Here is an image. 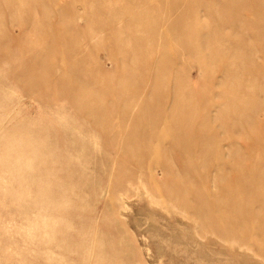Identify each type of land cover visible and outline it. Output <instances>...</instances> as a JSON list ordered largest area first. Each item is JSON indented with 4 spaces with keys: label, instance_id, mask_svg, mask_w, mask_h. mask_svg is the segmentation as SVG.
I'll return each instance as SVG.
<instances>
[{
    "label": "rangeland",
    "instance_id": "rangeland-1",
    "mask_svg": "<svg viewBox=\"0 0 264 264\" xmlns=\"http://www.w3.org/2000/svg\"><path fill=\"white\" fill-rule=\"evenodd\" d=\"M119 1L0 0V264H264V0H195L200 12L222 14L163 33L174 53L191 30H219L224 45L242 49L213 72L198 64L212 60H182L196 120L167 133L150 92L136 85L153 78L154 60L118 56L114 34L100 32L104 3ZM172 5L150 13H186ZM226 69L234 74L224 78ZM72 79L80 85L68 87ZM226 96L260 113L236 110ZM115 108L122 116L107 112ZM202 111L212 125L199 121ZM212 128L217 139L205 147L198 139ZM167 138L171 148L158 147ZM175 177L185 182L181 194Z\"/></svg>",
    "mask_w": 264,
    "mask_h": 264
},
{
    "label": "bare ground",
    "instance_id": "bare-ground-1",
    "mask_svg": "<svg viewBox=\"0 0 264 264\" xmlns=\"http://www.w3.org/2000/svg\"><path fill=\"white\" fill-rule=\"evenodd\" d=\"M218 1H221V0H218ZM170 2H171V4H174V5L168 6L169 12L181 13L185 10L186 13L180 17L179 16L174 17L173 15L161 16L158 13H156V14L150 13V10L153 9V7H155L156 5L161 4V3L168 5V4H170ZM245 5H246V3H245ZM103 6L106 8V10L104 13H102L101 16H104V18L106 16V18H105V23H103L102 27L100 28V32H101V30L102 31L106 30V32L114 34V36L117 40V44H118L117 55L121 56L122 58H126V57L131 58V57L142 56L145 59L152 58L154 60L152 66L148 69V73H147L149 76H151L153 78L148 79V80H146V79L141 80L136 85L139 86L140 91L146 90V91L150 92V96H149L150 100L148 102V105L152 106L151 108L154 110V112L156 114L160 113V114L164 115V117L166 119L167 128H166V130L163 129V133H167V131H170L168 129L170 126L173 127V126L178 125V124H183L184 126H188L192 122H194L196 120V115H195L196 113L194 111L195 105L191 104V102H190L192 95L190 93L188 94V91H183L186 89V87H185V89H183V85L185 83V80L183 78H181L182 76H180V74L183 72L182 70L184 68V67L182 68V66H181L182 60L187 59L188 56L194 57L199 61L201 60L200 62H202L204 60L206 61L207 59L212 60L211 63L207 64V65L201 64L199 62H198V64L200 65L199 66L200 72L202 70H206V68H207V70L213 72L211 67H213V65L216 61H221V60L230 59V58H236L241 54L242 49H240L236 44H233L231 41L230 42L232 45H230V47L224 45V41H226V40L223 39V36L218 37L219 34L217 32H219V30L217 32H215V31H206L203 33L198 32V34L196 33L197 31L191 30V31L187 32V34L189 36V42H190L189 45L186 44V48L182 49L181 52L177 51L178 53H174L171 51V49H173L171 46V43L166 39V37L164 36L163 33L167 34L166 31L172 30L173 33L180 34L182 31L179 32L173 26L178 25V26H182L183 28L186 29V28H188L189 24H195V23L200 24V22H201L200 20L202 18L201 16H205V15L208 16L209 12L213 11V10H211L212 8L211 7L210 8L205 7V9H203V11L200 12V10H199L200 6L197 4V2L195 0H160V1L159 0H120L119 4L117 6H113L108 2H105ZM216 6H222V5L216 4ZM251 8L253 9V6L248 4L245 8L242 7V10L248 11ZM215 9H219V8L216 7ZM213 12H215L214 15L210 14V17L212 19L215 16L220 17V15L222 14L221 13L222 11H220V10H218L217 12L216 11H213ZM104 18H102V19H104ZM227 19H228V21L231 22V20L233 18H230V16H229V17H227ZM172 23H173V25H172ZM233 23H240V19H238L237 21L233 20ZM192 34L196 35L197 37L193 38ZM148 45L153 47V49L151 51H149V54H145V50H143V49L146 48ZM248 56L251 58L254 57L251 55H248ZM126 61H128V59ZM184 63L187 64L186 62H184ZM70 66L72 67V65H70ZM127 67H126V69L128 70ZM129 68H130V66H129ZM214 69H215V67H214ZM130 70L133 71L131 68H130ZM130 70H128V72H126V70H125V72H126L125 76L128 79H131L129 77H130V75L132 76V74H133V72H132V74H130ZM161 70H162V75L160 77V73H161L160 71ZM185 70L186 69H184V72H185ZM239 71H241V70H239ZM172 72L174 73V76H175L174 77L175 79L173 78L174 82L170 81V76H171ZM223 73H224V78H228V77H230L231 74H234V72H232L231 69H229V70L226 69ZM74 78H75V76H74ZM78 79H79V77H78ZM187 79H188V77H187ZM60 83L63 85L66 83V85L68 87H74V86L77 87L78 85H80L79 83L74 81V79L68 80L65 83L64 82H60ZM80 83H81V81H80ZM232 90H231V92H232ZM240 90H243V88L240 87V88L236 89L237 94L239 92H241ZM233 91H235V90H233ZM229 93H230V91H229ZM234 95L235 94L233 93L232 96H234ZM226 97L228 99H231L230 96H226ZM232 98H234V97H232ZM119 99H120V97H119ZM119 99H118V97H116V102H111V107L114 108V106L118 104ZM133 101H134V99L126 100L122 104V108L123 107L126 108L125 106H127V105L129 107ZM232 101H234V102H232L233 108L236 110L238 108L251 107L252 111H250L248 108V112H250L254 115H257L260 113L258 108L253 107V106H255L253 104L240 103L235 99H233ZM138 102L141 103L142 99H139ZM142 105L145 107L144 104H142ZM101 107L108 110L109 105L107 103H104V104H101ZM116 109L117 108H115L111 111H107V112L109 114H111L112 116H114V115L122 116V114H120ZM127 117L131 118L132 115L131 114L127 115ZM153 119H154V121H156L157 116L156 117L154 116ZM199 121L202 124H209V125L211 124L212 125L215 120L213 117H210L205 111H202ZM217 136H218V134H217L216 129H213V128L207 129V130L202 129V134L199 137L198 142H201L205 146V142L210 141L212 139H217ZM179 141H177V142H179ZM186 141H187V139L184 140L185 150H186V145L189 146V144H190L189 140L187 142ZM160 142L161 143L159 144L158 147L163 146V145L165 146V144H167L168 148H171V145L173 143V139H171V138L162 139V140H160ZM224 147L221 148L219 144L217 147L216 146L214 147V149H215L214 158L216 160L217 159L219 161L221 160V157L223 155L222 149ZM185 150L183 149V152ZM137 161H136V163H137ZM249 169H250L249 173H251V174L256 172L254 167H251ZM74 170H76V169H74ZM158 172H159V170H158ZM164 173H166V174L162 175L160 178L163 181L166 180L165 177H168V176L173 174V170L168 169V171H166ZM71 175H73V174H71ZM142 182H143L142 179L139 178L138 188L142 187L145 189ZM171 182H172V185H177L180 194H181V191L182 192L184 191V189H183V186L185 185L184 180H180L179 177H175V178H173V180H171ZM76 183H77V181H76ZM57 189H58V187H57ZM124 194H120V199H119L120 202L124 198ZM120 202H119V204H120ZM89 214H91V213H89ZM90 216L91 215H89V217ZM89 223H91V222L89 221ZM46 224H48V223H45V225ZM119 226L120 227L117 229V232H120L119 231L120 228H122V229H120L121 231L125 230L124 229V227L126 226L125 223H120ZM94 229H95V227H94ZM95 231H97V230H95ZM95 234H96V232H95ZM87 239H85V240L88 242L89 239L88 240ZM93 243H95V241ZM54 245H55V243H54ZM92 246H94V245H92ZM234 247H235V245H234ZM50 248L52 249V247H50ZM93 250H94V248L92 249L91 253H93V255H94L95 252H93ZM90 255H92V254H90ZM50 256H52V255H50ZM52 257H54V256H52ZM89 259H90V257H89Z\"/></svg>",
    "mask_w": 264,
    "mask_h": 264
}]
</instances>
